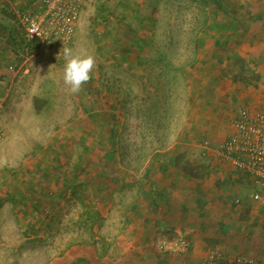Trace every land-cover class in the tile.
Instances as JSON below:
<instances>
[{
	"label": "rangeland",
	"instance_id": "obj_1",
	"mask_svg": "<svg viewBox=\"0 0 264 264\" xmlns=\"http://www.w3.org/2000/svg\"><path fill=\"white\" fill-rule=\"evenodd\" d=\"M10 11L0 18V264H198L216 247L227 261L240 242L264 264V212L249 196L259 187L201 145L226 137L238 106L264 101V0H85L66 46L31 41ZM64 47L96 57L78 94L63 82ZM156 149L169 163L155 172ZM176 168L170 188L204 204L192 223L207 227L146 238L136 211L158 207ZM179 237L186 252L159 250Z\"/></svg>",
	"mask_w": 264,
	"mask_h": 264
},
{
	"label": "built area",
	"instance_id": "obj_2",
	"mask_svg": "<svg viewBox=\"0 0 264 264\" xmlns=\"http://www.w3.org/2000/svg\"><path fill=\"white\" fill-rule=\"evenodd\" d=\"M84 1L34 0L33 5L21 14L25 35L40 43L72 44ZM2 133L0 129V135ZM201 145L234 168L250 174L259 187L250 193V199L264 208V101L238 106L231 118V131L226 137L218 139L214 145L204 139ZM188 246V241L179 237L164 241L159 250L169 254L184 253ZM225 260L224 252L216 247L208 250L198 264H255V259L245 253Z\"/></svg>",
	"mask_w": 264,
	"mask_h": 264
},
{
	"label": "crops",
	"instance_id": "obj_3",
	"mask_svg": "<svg viewBox=\"0 0 264 264\" xmlns=\"http://www.w3.org/2000/svg\"><path fill=\"white\" fill-rule=\"evenodd\" d=\"M34 3V0H0V18L2 15V12L6 10L9 11L10 6H13V12H11L12 14H8V19L12 16V18H16L15 15H17L18 19H21V14L28 8H30ZM9 13V12H8ZM17 13V14H16ZM1 20V19H0ZM21 23V20H20ZM2 25V22H0V27ZM22 25V24H21ZM159 150L156 149L155 152L152 153V155L148 158L147 163H148V167H152L153 170L158 171V169H165L168 166V163H166L165 161L167 160H163L162 158H160L159 156ZM223 162L225 164H227V162H225L223 160ZM177 172H174L176 177H171L170 178V182H166L163 185L168 187L167 189H169V192H166L164 190L160 191L159 195V201H155L156 203H159L158 207L153 206L152 201L147 200L145 202V207L142 210H137L136 214H137V218L134 219V223H137L135 227L137 228H143L146 231V238L148 237L147 232L150 229H159V230H170V229H176V228H180V230H182L183 232H186L187 234L190 233L196 224H198V228H206L207 225L205 226L206 223H192L193 220V212H195V207L197 208L196 213L199 215V209L204 207V204H202L201 206L198 204V202L195 204V207L193 206L192 202H193V195H186L188 192H184V194L180 195L177 191L172 190L170 187L172 184H176L177 180L180 178L179 176H181V172H178V169L176 168ZM166 173V172H165ZM164 174L165 177H167L169 174L172 173V171L167 172L166 174ZM168 179V178H167ZM150 183H152L150 181ZM178 183V182H177ZM157 184V182L155 183ZM158 185V184H157ZM160 186V185H158ZM171 190V191H170ZM181 190V189H180ZM172 193V195H171ZM177 196H180V198H182V200H180V202L178 200H175V198ZM196 197V196H195ZM190 201V202H189ZM252 202V201H251ZM151 207H149L150 205ZM206 208L209 207V211H211V208L214 206L213 203L211 204V202H206ZM252 204L250 206V209L254 208V212L256 211L255 209H259L262 210L264 212V208L255 202H252ZM153 206V207H152ZM134 227V226H133ZM134 227V228H135ZM229 225L224 224L223 228L221 229L222 232H225L229 229ZM209 233V232H208ZM163 243V242H161ZM252 243V242H251ZM249 244L247 245V243H243L240 242L238 243V249L240 250L239 253H245V254H249L251 257L254 255V251H253V244ZM200 244H206V242L203 240L202 242H200ZM216 244V242H214L212 245ZM236 244V242H235ZM234 244V245H235ZM216 246V245H214ZM256 246V244H255ZM213 247V246H211ZM251 247V248H250ZM237 249V247H236ZM255 249V248H254ZM169 254V253H166ZM163 255V254H162ZM255 257V256H253ZM160 261L162 264H166L163 262V260Z\"/></svg>",
	"mask_w": 264,
	"mask_h": 264
},
{
	"label": "clouds",
	"instance_id": "obj_4",
	"mask_svg": "<svg viewBox=\"0 0 264 264\" xmlns=\"http://www.w3.org/2000/svg\"><path fill=\"white\" fill-rule=\"evenodd\" d=\"M65 65L63 69V82L69 87L72 94H78L84 84L91 78L96 67V57L89 52L74 53L71 48L64 47Z\"/></svg>",
	"mask_w": 264,
	"mask_h": 264
},
{
	"label": "trees",
	"instance_id": "obj_5",
	"mask_svg": "<svg viewBox=\"0 0 264 264\" xmlns=\"http://www.w3.org/2000/svg\"><path fill=\"white\" fill-rule=\"evenodd\" d=\"M248 14V13H247ZM260 14H257V16H259ZM235 18V17H234ZM234 21H238L236 18L235 19H233ZM231 25H232V22H231ZM5 26L9 29V25L7 24H5ZM236 28V27H235ZM18 32V31H17ZM14 34H16V30H14V26L12 25V28L11 29H9L8 30V34L7 35H10V37H12V39H15V37H14ZM3 35H5V33H3ZM243 35V34H242ZM6 38H7V36H6ZM242 38V37H241ZM31 41H37V40H31ZM238 41H240V39H238ZM21 41H19L18 43H20ZM26 43V42H25ZM21 44V43H20ZM27 44V43H26ZM242 79H244V82H246V83H250L251 81L248 79V78H245V76L243 75V76H240ZM235 79H237L238 78V76H236L235 75V77H234ZM256 104H258V103H256ZM246 105H251V103H248V104H246ZM225 138V137H224ZM184 173V175L186 174L185 172H183ZM190 173V172H189ZM187 175V174H186ZM188 176H191V177H193V176H195L193 173H190V174H188ZM74 179H73V183H71V186L72 187H74L75 186V184H74ZM227 263V262H226ZM225 263V264H226Z\"/></svg>",
	"mask_w": 264,
	"mask_h": 264
}]
</instances>
